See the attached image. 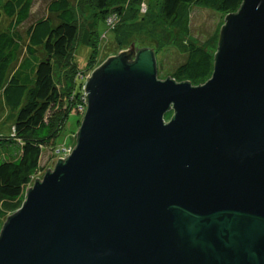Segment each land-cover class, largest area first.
Masks as SVG:
<instances>
[{
  "label": "water",
  "instance_id": "obj_1",
  "mask_svg": "<svg viewBox=\"0 0 264 264\" xmlns=\"http://www.w3.org/2000/svg\"><path fill=\"white\" fill-rule=\"evenodd\" d=\"M85 97L75 148L1 229L0 264H264V0L226 16L204 84L159 79L132 47Z\"/></svg>",
  "mask_w": 264,
  "mask_h": 264
},
{
  "label": "trees",
  "instance_id": "obj_2",
  "mask_svg": "<svg viewBox=\"0 0 264 264\" xmlns=\"http://www.w3.org/2000/svg\"><path fill=\"white\" fill-rule=\"evenodd\" d=\"M33 1L5 0L3 3V12L11 20L12 30L0 31V95L5 106L15 112V117L14 136L0 139V221L22 206L33 175L39 169L44 148L52 141L59 144L60 135L65 131L62 132L63 126L74 127L79 122L78 111L86 110L82 86L88 80L85 81L84 74H77L73 80L66 82V89L75 87V93L69 102L71 111L62 110L64 93L55 83L51 61L35 57L40 50L58 59L68 57L81 31L70 1H51L48 11L56 15L57 22L50 17L35 21L26 31L27 41L24 44L22 36L16 30L29 20ZM88 1L101 13L109 12L114 21L115 18L125 21L137 17H125L123 8L128 0ZM242 2L243 0L158 1L163 20L178 31L174 33L169 30L162 40L186 56L173 74L177 82L189 81L198 86L209 80L213 72L214 57L211 52L179 36L190 34V7H205L226 16L237 12ZM1 20L0 13V23ZM143 23H148L144 16L139 22L127 25L128 31L125 34L129 36L146 30ZM138 24H141V29H135ZM88 32L84 31L81 46L90 49ZM117 43L124 49L127 46V37L122 38L118 34ZM23 46L28 55L11 73V69L20 59ZM88 63L89 59L85 67ZM74 65L80 68L77 58ZM6 131L10 133L9 130Z\"/></svg>",
  "mask_w": 264,
  "mask_h": 264
},
{
  "label": "rangeland",
  "instance_id": "obj_3",
  "mask_svg": "<svg viewBox=\"0 0 264 264\" xmlns=\"http://www.w3.org/2000/svg\"><path fill=\"white\" fill-rule=\"evenodd\" d=\"M4 1L5 0H0V13L2 14L0 31H11V20L7 18L3 12ZM51 1L53 0L33 1L29 20L16 30L22 36L24 44L27 41L26 31L35 21L50 17L55 23L57 22L56 15L48 11V5ZM69 1L74 11L77 25L81 27V31L68 57L65 59H58L48 56L42 50L38 51L35 55L37 59H49L53 65L55 83L64 93L62 96V100L64 101L62 110L71 109L72 106H70L69 102L73 97V93H75V87L69 90L66 89V82L73 80L77 74L79 75L82 73L84 74L83 77H85V81L88 80L92 73L109 58L117 56L123 51H129L132 47L135 51L149 48L157 54L158 57L156 55L155 57L158 78L161 80L173 78V74L178 65L185 61L186 56L184 54L172 49L171 45L167 44L165 40H162V37H164L169 30L174 33H178V31L163 20L158 4L160 0H128V3L123 8L125 17H137L134 20L128 19L125 21L117 18H115L114 21V17H111L112 15L109 14V12L108 14L101 13L95 8L94 4L88 0ZM142 16L145 17L146 22L148 21V23L142 24L146 30L135 34L132 33L127 36V34H125L128 31L126 26L136 21L139 22ZM226 16L205 7L192 6L190 7V34L187 36L181 34L179 36L192 41L198 46L204 47L215 57L218 50L220 33L225 24ZM137 28L141 29V24H138L135 29ZM149 29H151V31ZM86 30L89 31L88 41L90 49L81 46L83 43L84 31ZM98 30H100L101 34ZM118 34L122 38L127 37V46L124 49L117 43ZM27 55L23 46L20 52V59L11 69V73ZM76 58L80 68L74 65V60ZM32 59L35 61L34 58ZM88 59V66L85 67ZM82 89L85 95V85L82 86ZM84 114L85 110L83 111L80 109V111H78L80 117L79 122L74 127L73 125L63 126L62 132L63 130L65 131L63 135L62 133L60 135V139L58 140L59 144L53 143L52 141L44 148L39 169L33 175L29 188L34 185L36 180H42L48 171L54 169L60 159L66 158L75 148L78 131ZM172 116L173 111H170L166 115V121H169ZM0 117L2 118L0 120V139L12 138L14 136L13 119L15 117V112L5 106L2 95H0ZM72 121H74V118H72ZM6 130H9L10 133H7ZM13 213L14 212L10 213V215ZM9 216L0 221V231Z\"/></svg>",
  "mask_w": 264,
  "mask_h": 264
},
{
  "label": "built area",
  "instance_id": "obj_4",
  "mask_svg": "<svg viewBox=\"0 0 264 264\" xmlns=\"http://www.w3.org/2000/svg\"><path fill=\"white\" fill-rule=\"evenodd\" d=\"M86 98V97H85ZM85 101H86V99H85ZM86 111V110H85Z\"/></svg>",
  "mask_w": 264,
  "mask_h": 264
},
{
  "label": "bare ground",
  "instance_id": "obj_5",
  "mask_svg": "<svg viewBox=\"0 0 264 264\" xmlns=\"http://www.w3.org/2000/svg\"><path fill=\"white\" fill-rule=\"evenodd\" d=\"M70 155V154H69Z\"/></svg>",
  "mask_w": 264,
  "mask_h": 264
}]
</instances>
